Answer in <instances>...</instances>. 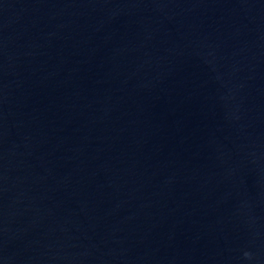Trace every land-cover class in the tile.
I'll use <instances>...</instances> for the list:
<instances>
[{"label":"water","instance_id":"water-1","mask_svg":"<svg viewBox=\"0 0 264 264\" xmlns=\"http://www.w3.org/2000/svg\"><path fill=\"white\" fill-rule=\"evenodd\" d=\"M0 264H264V0H0Z\"/></svg>","mask_w":264,"mask_h":264}]
</instances>
